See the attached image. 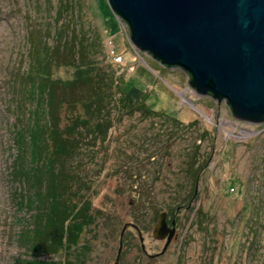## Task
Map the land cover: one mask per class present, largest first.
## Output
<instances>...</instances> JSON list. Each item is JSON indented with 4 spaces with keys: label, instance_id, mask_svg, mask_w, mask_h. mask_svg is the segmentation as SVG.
I'll list each match as a JSON object with an SVG mask.
<instances>
[{
    "label": "rangeland",
    "instance_id": "rangeland-1",
    "mask_svg": "<svg viewBox=\"0 0 264 264\" xmlns=\"http://www.w3.org/2000/svg\"><path fill=\"white\" fill-rule=\"evenodd\" d=\"M30 29H44L57 47L77 34L85 71L113 83L110 123L101 134H90L96 119L83 107L58 108L59 129L73 140L65 164L70 199L88 210L90 223L75 245L39 260L114 264L128 225L118 264H264V123L235 120L225 101L197 94L184 71L137 50L108 0H0V264L35 258L22 233L31 211L12 200L17 186L10 178L14 92L26 101L19 121L38 104L34 131L44 129L41 102L22 93ZM31 73L46 75L40 65ZM74 73L56 63L49 80L70 81ZM33 80L28 89L42 92L41 80ZM133 90L144 100L126 105ZM162 212L169 229L175 223L164 251L166 241L152 235Z\"/></svg>",
    "mask_w": 264,
    "mask_h": 264
},
{
    "label": "trees",
    "instance_id": "trees-1",
    "mask_svg": "<svg viewBox=\"0 0 264 264\" xmlns=\"http://www.w3.org/2000/svg\"><path fill=\"white\" fill-rule=\"evenodd\" d=\"M60 12L58 8L54 27L57 25L56 20L60 19ZM58 37L59 35H56V38ZM79 37L77 34H72L68 41L63 38L57 47L49 45L44 29H30L27 33V68L21 71L25 78L23 80L25 89L22 93L26 100H32V104L41 102L40 114L45 116V120L43 131H34L38 111V104H35L26 111V122L19 121L21 111L24 109L21 103L25 105L26 101L19 102L21 95L19 90L12 94L16 102L11 109L16 116L11 130L15 153L10 168V178L17 187L11 198L17 207L21 206L31 211L27 221L31 219L32 222L29 226L23 227L22 233L24 239L29 237L30 250L35 255L33 259H17L14 264H63L54 259L41 261L39 255H60L68 243L75 245L83 228L90 223L88 210L70 199V196L75 197V192L71 188L68 190L70 179L67 177L65 164L73 151V140L59 129L58 108L62 103L69 108L83 107L85 113L91 112V118L96 119L90 134L93 135L95 131L101 134L108 129L110 123L107 116L110 110L108 101H111L110 86H113V83L112 80L104 81V77L85 71L84 66L81 65L82 57H85L82 56L83 48L80 46ZM56 63H66L74 67V78L66 82L49 80L52 65ZM37 65L43 67L46 73L41 78L31 73ZM32 78L41 80L42 92L36 91L35 88L28 89V80ZM143 98L141 92L133 90L131 97L123 101L126 105H130L135 104L139 99L144 100ZM147 113L155 112L147 110ZM42 128L40 124L36 126V129ZM64 264L72 263L68 261Z\"/></svg>",
    "mask_w": 264,
    "mask_h": 264
},
{
    "label": "water",
    "instance_id": "water-1",
    "mask_svg": "<svg viewBox=\"0 0 264 264\" xmlns=\"http://www.w3.org/2000/svg\"><path fill=\"white\" fill-rule=\"evenodd\" d=\"M130 41L164 67L179 68L200 96L225 101L239 122L264 123V0H108ZM122 228L116 261L122 250ZM138 231V230H137ZM158 216L152 235L173 238ZM140 241L141 234L138 231ZM143 249V245H142Z\"/></svg>",
    "mask_w": 264,
    "mask_h": 264
},
{
    "label": "flooded vegetation",
    "instance_id": "flooded-vegetation-1",
    "mask_svg": "<svg viewBox=\"0 0 264 264\" xmlns=\"http://www.w3.org/2000/svg\"><path fill=\"white\" fill-rule=\"evenodd\" d=\"M165 68H169V67H165ZM205 98H209V99H213L212 97H210V96H204ZM172 223L173 222H171V227H172ZM167 224H168V222H167ZM120 258V257H119ZM119 261V260H118Z\"/></svg>",
    "mask_w": 264,
    "mask_h": 264
},
{
    "label": "bare ground",
    "instance_id": "bare-ground-1",
    "mask_svg": "<svg viewBox=\"0 0 264 264\" xmlns=\"http://www.w3.org/2000/svg\"><path fill=\"white\" fill-rule=\"evenodd\" d=\"M227 104V103H226Z\"/></svg>",
    "mask_w": 264,
    "mask_h": 264
}]
</instances>
